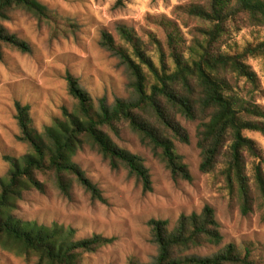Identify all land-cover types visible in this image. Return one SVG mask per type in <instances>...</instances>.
Returning a JSON list of instances; mask_svg holds the SVG:
<instances>
[{
  "label": "trees",
  "instance_id": "16d2710c",
  "mask_svg": "<svg viewBox=\"0 0 264 264\" xmlns=\"http://www.w3.org/2000/svg\"><path fill=\"white\" fill-rule=\"evenodd\" d=\"M181 8L189 20L198 24L193 34L195 46L185 53L184 40L176 33L170 34L172 66L161 40L155 36L145 40L121 27V46L111 35H104L102 45L119 56L131 74L134 100H117L114 106L101 100L95 105L79 81L68 75L69 94L77 101V108L73 112L64 108L62 118L44 126L42 132L33 128L30 106L16 103L20 129L17 138L29 147V152L10 158L7 180L0 178V250L35 264H80L84 255L112 244L114 239L102 235L79 240L76 229L58 223L42 226L25 222L14 211L25 191H45L43 175L67 199L79 186L92 200L106 203L99 186L74 162L85 146L101 155L113 170H126L144 192H151L152 176L144 161L119 147L111 137L127 128L166 165L175 180L191 182L190 170L176 149V142L189 143L180 117L200 122L197 138L201 172L211 174L222 166V175L237 194L241 213L247 216L257 207L264 222V154L243 134L252 131L264 136V111L252 100L259 80L246 63L248 57H264V40L246 46L240 53L213 50L229 33L231 24L242 21L248 27H264V0H193ZM17 10L40 21L49 18L47 7L39 0H0V61L5 48L31 53V46L4 25ZM145 69L153 78L152 84ZM148 226L159 249L154 264H264L251 259L250 248L242 251L234 245L212 257L187 255L204 245L218 247L222 243L220 225L210 206L200 214L182 215L172 229L163 220L153 219Z\"/></svg>",
  "mask_w": 264,
  "mask_h": 264
},
{
  "label": "rangeland",
  "instance_id": "374dc122",
  "mask_svg": "<svg viewBox=\"0 0 264 264\" xmlns=\"http://www.w3.org/2000/svg\"><path fill=\"white\" fill-rule=\"evenodd\" d=\"M39 1L47 7L48 19L40 21L17 10L4 24L10 33L31 46L29 54L5 48L0 61V178L5 180L11 168L10 158H20L29 152V147L17 138L20 134L17 102L30 106L33 128L42 132L44 126L62 118L64 108L69 112L77 108V101L69 94L68 75L79 81L95 105L101 100L114 106L117 100L135 99L127 66L102 45L105 34L121 46V27L145 40L155 36L161 40L171 66L170 34L176 33L184 40L185 53L188 47L195 46L193 34L198 24L189 20L181 8L193 0H123V4L119 0ZM229 28V33L215 44V52L240 53L246 46L264 40V27L252 28L240 21ZM155 63L160 67L157 55ZM246 63L259 80V89L252 100L264 111V57H248ZM145 72L152 84V76L146 69ZM180 121L189 134V143L176 142V149L190 170L191 182L175 180L166 165L127 128L111 137L119 147L144 161L152 176L151 192H144L126 170H113L101 155L85 146L74 162L99 186L106 203L92 200L79 186L75 187L71 199H67L43 175L45 191H25L14 215L42 226L58 223L72 227L79 240L93 235L114 239L96 253L84 255L80 264H154L159 249L153 242L148 222L168 221L172 229L182 215L200 214L210 206L220 225L222 243L218 247L204 245L187 255L212 257L222 248L234 245L242 251L250 248L251 259L264 262V222L259 210L255 207L247 216L241 213L237 194L222 175V166L211 174L201 172L202 156L197 138L200 122L184 117ZM243 134L255 141L264 154L263 135L252 131ZM0 264L35 263L0 250Z\"/></svg>",
  "mask_w": 264,
  "mask_h": 264
}]
</instances>
